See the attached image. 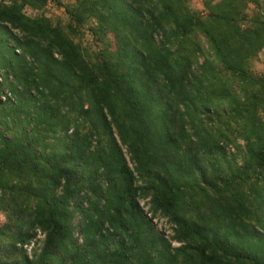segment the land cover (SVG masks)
Wrapping results in <instances>:
<instances>
[{
    "label": "trees",
    "instance_id": "16d2710c",
    "mask_svg": "<svg viewBox=\"0 0 264 264\" xmlns=\"http://www.w3.org/2000/svg\"><path fill=\"white\" fill-rule=\"evenodd\" d=\"M202 3L0 0V264H264V0Z\"/></svg>",
    "mask_w": 264,
    "mask_h": 264
},
{
    "label": "rangeland",
    "instance_id": "374dc122",
    "mask_svg": "<svg viewBox=\"0 0 264 264\" xmlns=\"http://www.w3.org/2000/svg\"><path fill=\"white\" fill-rule=\"evenodd\" d=\"M58 1L61 4H71L74 2V0H58ZM188 2H189V5L191 6V8L194 9L199 14H203L205 12L202 0H188ZM252 9H253V6L250 5V7L248 9L249 14H251ZM25 12H26V14H28L30 16L42 14L46 18L50 19L51 21H55L57 19H61L62 21H66V15L64 14L63 6L55 4L54 2L48 3L44 8H42L40 10H33V9L27 7L25 9ZM84 41L86 44H88L90 42V37H89L88 33H86ZM263 58H264V49L259 53L257 60L254 62V66H253L254 72L260 73L262 71V69H263L262 59ZM142 203H143V201H142ZM4 221H5L4 215L0 214V224H2ZM155 223H156V227L160 231L162 230V232H165L168 235L171 233L170 228H169V224L167 223L165 218H163V217L157 218ZM36 238L42 240L43 235L39 234ZM33 247L37 248L38 243L37 244L31 243V245H28L27 246V252H30V250Z\"/></svg>",
    "mask_w": 264,
    "mask_h": 264
}]
</instances>
